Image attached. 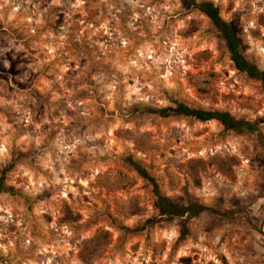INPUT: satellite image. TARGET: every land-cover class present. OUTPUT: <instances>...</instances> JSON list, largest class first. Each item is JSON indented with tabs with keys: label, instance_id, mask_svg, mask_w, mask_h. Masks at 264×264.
I'll return each mask as SVG.
<instances>
[{
	"label": "clouds",
	"instance_id": "9594fccd",
	"mask_svg": "<svg viewBox=\"0 0 264 264\" xmlns=\"http://www.w3.org/2000/svg\"><path fill=\"white\" fill-rule=\"evenodd\" d=\"M205 4L232 21L244 58L264 57V0H0V264H264V169L237 180L219 166L234 148L245 163L252 145L264 154V123H217L218 108L264 117V89L218 105L216 80L186 75L194 39L176 33ZM199 28L216 43L214 24ZM41 92L56 101L46 112ZM185 147L213 167L184 166ZM129 157L158 197L119 174Z\"/></svg>",
	"mask_w": 264,
	"mask_h": 264
},
{
	"label": "rangeland",
	"instance_id": "374dc122",
	"mask_svg": "<svg viewBox=\"0 0 264 264\" xmlns=\"http://www.w3.org/2000/svg\"><path fill=\"white\" fill-rule=\"evenodd\" d=\"M163 2L164 0H152L153 4L163 3ZM205 22H211V21L207 16L201 13V19L199 21L193 18V20L189 22L190 25L192 26L187 29L185 28V25L181 24L179 26V31H177L176 33L175 43L177 45L183 46L186 41L190 39H194V46L191 48V55L190 57L188 56L185 57L186 75L203 76L205 74H208L209 79L204 81L205 84H208L209 81L211 80H216V86L214 90L217 95L216 103L218 105H224L228 103L227 98H230V97H234L237 99L251 98L254 92H258L264 89V81L259 80V79H252L246 73H241L240 71L236 69L234 63L231 60V55L228 51L227 44L222 34L218 30H217L218 34L215 36V39H216L215 44H210L207 41H203L201 39V36L198 35V33H200L199 25L204 24ZM228 22L232 23V21H228ZM245 47L250 48L251 46L247 45ZM247 60L257 67L258 64L264 62V57H260V56H256L255 54H252L251 59L250 60L247 59ZM189 61H191V63ZM197 65H199V67H197ZM205 65H207V67H205ZM213 65H214V68H213ZM221 74H223L225 78L231 77L232 79L229 80L228 83H224L221 80H217V77L221 76ZM183 84L186 89H188L189 91H192L193 95H196L197 92H200L201 94L206 95L210 91L209 88H200V89L192 90L190 88L191 81L188 79H185L183 81ZM229 87L232 89V91H221L222 88L228 89ZM2 95L3 94L0 93V96ZM37 103L40 105L41 110L43 112H46L48 110L49 105L55 104L56 101L45 97L43 93L41 92L40 97L37 100ZM112 110L113 112H115L116 110L115 105L112 106ZM217 111H220V109L218 108ZM102 114H103V110H101V115ZM248 122L249 123L257 122L258 124L264 123V117L254 116L253 120L248 121ZM217 123L220 124L219 122ZM215 126L216 125H213V127ZM152 132H153V135L157 134L156 129H152ZM119 133H120L119 128H113L111 132V137H112L111 142L114 146L117 143ZM176 143L179 144V141L177 140ZM233 151L237 154L233 155V157L231 158V162L221 160L219 166L223 167L226 171L233 173L234 179H237V180L240 179L238 173L241 167H243L244 169L250 170V172L252 173H257L258 170L264 169V154H262L261 149L257 148L255 145H252V147L250 148V152L253 155H252V159L248 160L247 163H245L244 160L241 159V154L239 153L238 149L234 148ZM189 152H192V155L187 160L183 161L184 166L193 165L194 166L193 170H195V166L198 163L203 162V163H206L208 167L210 168L213 167L212 163L209 161H198V158L195 152L193 151V149L185 147L184 154L187 156ZM161 159H163V157H161ZM126 164L128 165V167L121 168L119 174L124 175V176H130V175L139 176V180L136 181V183L139 184L140 187H145L147 184H152L151 193L143 192L141 193V195L156 197L155 189L156 187L159 188V185H157L155 182H151L150 180L145 179L143 175H141L136 170L134 166L136 163L135 161L131 159V157H129L126 160ZM113 168L115 169L116 166L113 165ZM129 169H132L133 173H130ZM143 170L147 173L145 169ZM172 171L175 175L183 179L184 173L182 171H180L179 169H175V168ZM151 179L153 178L151 177ZM251 182L252 183L256 182L255 176L251 177ZM73 183L75 184V181ZM81 215L84 216L86 214L81 212ZM181 259L192 261V260L199 259V258L192 257V256H186L182 254Z\"/></svg>",
	"mask_w": 264,
	"mask_h": 264
},
{
	"label": "trees",
	"instance_id": "16d2710c",
	"mask_svg": "<svg viewBox=\"0 0 264 264\" xmlns=\"http://www.w3.org/2000/svg\"><path fill=\"white\" fill-rule=\"evenodd\" d=\"M186 7H190V4H184ZM201 13H203L205 16H207L212 24L216 26V29L222 34L226 44L228 51L231 55V60L234 63L236 69L240 71L241 73H246L249 77L252 79H259L264 81V72H261L254 64L249 62L246 58H244L241 53V43L240 39L236 35V31L234 28H232L231 22H223L220 19L219 16V10L214 7L212 4H205L201 8ZM169 109H164L162 112L167 113ZM177 111H183L185 113L189 112L190 110L185 108L183 105L180 106ZM219 114V118L217 119V122L222 124L226 129L233 128L236 129L240 125H244L247 127L249 132H253L254 129H258V123L257 122H245V121H236L235 117H233L228 112H221L217 111ZM196 115L201 121L203 122L204 119L208 117L207 112H201L197 110ZM136 170L143 175V177L147 180H150L151 182H154L153 179L138 165H134ZM156 197L159 195V188L156 187L155 189Z\"/></svg>",
	"mask_w": 264,
	"mask_h": 264
}]
</instances>
